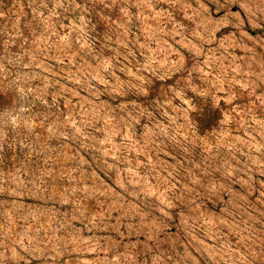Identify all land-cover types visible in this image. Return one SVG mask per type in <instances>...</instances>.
<instances>
[{
  "label": "rangeland",
  "instance_id": "obj_1",
  "mask_svg": "<svg viewBox=\"0 0 264 264\" xmlns=\"http://www.w3.org/2000/svg\"><path fill=\"white\" fill-rule=\"evenodd\" d=\"M0 264H264V0H0Z\"/></svg>",
  "mask_w": 264,
  "mask_h": 264
}]
</instances>
